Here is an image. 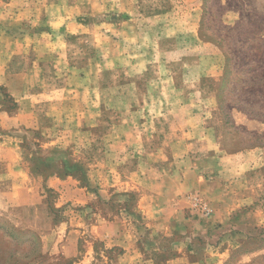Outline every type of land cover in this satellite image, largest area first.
Masks as SVG:
<instances>
[{
    "label": "rangeland",
    "instance_id": "1",
    "mask_svg": "<svg viewBox=\"0 0 264 264\" xmlns=\"http://www.w3.org/2000/svg\"><path fill=\"white\" fill-rule=\"evenodd\" d=\"M0 264H264V0H0Z\"/></svg>",
    "mask_w": 264,
    "mask_h": 264
},
{
    "label": "crops",
    "instance_id": "2",
    "mask_svg": "<svg viewBox=\"0 0 264 264\" xmlns=\"http://www.w3.org/2000/svg\"><path fill=\"white\" fill-rule=\"evenodd\" d=\"M227 158H218L217 160H215L213 164H215L216 166H221L222 161L224 162ZM221 161V163H220ZM190 167H185L184 169L181 167H177L173 170H171L169 178L173 177L175 182H179L181 183L180 186L183 187V189H188L189 185L187 184L190 179L192 181L196 180L199 184H201L199 187L203 189L205 188V185L203 184V181L206 182V177L203 176H199V170L197 171L195 169L192 170ZM208 167V165L206 166ZM223 174V173H222ZM201 177V178H200ZM203 180V181H201ZM222 179V175L219 178L218 181H216L217 183H220ZM176 188H174V190H178L180 188V186L178 184L175 185ZM217 190L214 191V193H217V197L216 199L212 200V207L214 208V215L212 216V219L215 220L216 222L219 223H223V224H233V223H237V219H234L233 222H231V215L233 214L234 211L238 210L240 207L238 206L237 208H234L235 204H236V199H238L236 197V193H234V191L232 189H227L226 186L221 185V184H217L216 185ZM218 192L220 193V196H218ZM213 195V194H212ZM186 204V205H185ZM187 206V203L185 201L184 203V199L180 200L179 203L177 204V212H182L183 210H185V208ZM234 208V209H232ZM260 213V215H259ZM262 212H255V211H251L246 213V215L248 216V222H253L252 220L257 219L258 221L262 218L261 217ZM260 216V217H258ZM252 219V220H251ZM118 223H109L108 222V232L111 231ZM110 235V233H109ZM92 246V245H90ZM114 246H119L121 247L120 251L123 252L122 256L123 257H130L133 255H137V251L139 252V241L138 239H131L127 237V232H125L124 234H121V236H117L116 237H111L108 236V249H112Z\"/></svg>",
    "mask_w": 264,
    "mask_h": 264
},
{
    "label": "built area",
    "instance_id": "3",
    "mask_svg": "<svg viewBox=\"0 0 264 264\" xmlns=\"http://www.w3.org/2000/svg\"><path fill=\"white\" fill-rule=\"evenodd\" d=\"M192 204L194 208H197L198 210H200L201 212H206L209 213L210 210L208 209V205L206 203H204L201 199L197 198V197H192Z\"/></svg>",
    "mask_w": 264,
    "mask_h": 264
}]
</instances>
